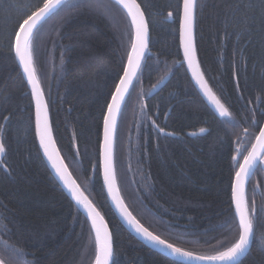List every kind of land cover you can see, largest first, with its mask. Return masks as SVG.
I'll use <instances>...</instances> for the list:
<instances>
[{
  "label": "trees",
  "instance_id": "16d2710c",
  "mask_svg": "<svg viewBox=\"0 0 264 264\" xmlns=\"http://www.w3.org/2000/svg\"><path fill=\"white\" fill-rule=\"evenodd\" d=\"M30 2L0 0V123L6 124L0 132L6 146L5 164L0 166V258L7 241L23 250V264H93L90 225L48 170L35 135L30 91L25 92L21 69L9 52V33L20 15L18 9ZM138 2L149 24V53L147 67L118 122L125 118L128 125L118 165L115 146L119 140L114 145L117 183L122 179L118 189L126 206L146 226L182 233L187 240L199 241L187 247L208 251L231 226V157L246 143L244 125L232 129L221 124L222 118L207 107L181 66L179 20L167 14H175L182 0ZM96 3L104 5L107 0H81L72 14L61 13L49 21L36 42L38 77L50 105L53 139L66 165L72 168L73 158L78 162L77 178L82 182L77 183L108 223L115 264H166L169 258L148 249L116 221L105 198L101 171L94 167L105 100L111 99L109 88L114 91L112 79L124 54L120 34L126 27L120 13L111 12L110 19L103 8L89 7ZM259 3L197 0L198 62L209 87L218 96L222 92V102L231 105L236 121L253 106L257 114L264 107V15ZM237 7L238 19L245 13L256 19H249L250 28L241 24L234 34L230 19ZM5 115L11 117L7 122ZM153 120L174 134L162 136L152 127ZM201 128L208 131L201 133ZM234 133L240 134L241 144ZM248 195L249 201L257 198L258 211L251 248L241 264H264V212L259 211L264 208V172L259 167L247 186Z\"/></svg>",
  "mask_w": 264,
  "mask_h": 264
},
{
  "label": "snow or ice",
  "instance_id": "6c2138e0",
  "mask_svg": "<svg viewBox=\"0 0 264 264\" xmlns=\"http://www.w3.org/2000/svg\"><path fill=\"white\" fill-rule=\"evenodd\" d=\"M80 3L81 0H31L27 6L18 9L20 15L9 33V52L14 54V60L22 70V81H26L25 92L30 91L31 102H34L35 105V135L39 140V146L55 170V175L63 182L64 188L67 189L71 199L75 201V205L83 209L86 221L90 222L89 242L90 245L94 246L93 264H115V261H113V235L105 222L104 216L85 195L82 187L71 179L68 173L69 165L65 164L56 151V144L49 123L50 105L46 99L37 70L36 42L42 29L53 18L60 16L61 13L68 16L78 10ZM9 7L15 6L9 5ZM89 7H94L96 10L103 8L104 12L108 14L113 11L120 13L126 22L125 30L120 34L124 44V54L120 57L117 71L112 79L114 91L111 87L109 88L108 95L111 99L110 101L105 100L103 141L99 144L98 158L94 164L98 172L102 170L104 186L107 187L108 193L112 197L116 208L120 211L123 221L150 248L157 250L165 257L171 258L166 260V264H241V258L248 253L255 235L254 220L258 211L257 204L255 199L249 201L246 185L251 176L255 174L257 167L264 166V124L260 123V120L264 118V107H261L257 114L255 111L256 106H253V109L245 112L242 120L236 121L230 112L231 105L226 106L227 101L222 102V92H220V96L214 93L201 72L193 36L198 7L197 0H182V4L177 5L175 14L171 11L168 12L167 18L171 19L175 15L179 20V48L183 53L181 66L186 63L193 80L199 86L203 95L214 106L218 117L222 118L219 121L221 124L232 129L244 125L243 139L246 143L235 149L238 155L231 157L233 162L231 171L234 172V177L230 175L229 178L231 189L230 209L234 208V212H230L231 226L229 231L216 245L208 251H197L187 247V245L198 244L199 241L187 240L184 234L172 232L169 228L161 229L159 226L154 227L150 223L146 226L140 218L129 211L120 198L116 190L114 170V145L118 122L123 115L127 100L131 96V91L136 87L147 67L146 55L149 49L150 36L146 12L138 0H107V4L96 3L95 5L90 4ZM249 7L252 11H255L256 6L250 4ZM258 7L264 15V0H260ZM238 11L239 8L237 7L230 19L234 34L241 24L244 28H250L252 25L248 23L249 19L253 21L256 19L255 15L249 18L247 13L243 18L238 19L236 16ZM240 30L243 31V29ZM227 35L229 34L226 33ZM153 87H156V85H153ZM237 89L239 90V84H237ZM218 91L220 90L218 89ZM239 99L242 100L243 95ZM143 108L144 105H141L142 110ZM249 113L251 119L248 118ZM10 118V115H5L3 120L7 122ZM5 127V123H0V132H3ZM152 127L164 137L174 134L166 132L165 128L154 120ZM207 131L205 128L200 129L201 133ZM234 134L237 136L236 143L241 144L240 134ZM225 135L227 136L228 133L226 132ZM5 152L6 146L0 140V157ZM77 163L73 158V164ZM4 164L5 161L0 159V166ZM261 171H264V167H261ZM259 211L264 212V208L259 209ZM261 240L264 242V236L261 237ZM4 243L5 255L0 258V264H23L20 259L23 250L8 245L7 241Z\"/></svg>",
  "mask_w": 264,
  "mask_h": 264
},
{
  "label": "water",
  "instance_id": "95a60500",
  "mask_svg": "<svg viewBox=\"0 0 264 264\" xmlns=\"http://www.w3.org/2000/svg\"><path fill=\"white\" fill-rule=\"evenodd\" d=\"M181 4H182V2H181ZM194 27H195V26H194ZM193 36H194V30H193ZM178 37H179V33H178ZM194 43H195V36H194ZM180 51H181V56H182V58H183L182 50L180 49ZM148 53H149V49H148ZM148 53H147V54H148ZM197 59H198V57H197ZM17 64H18V63H17ZM184 67H185V69H187V65H186V63L184 64ZM21 72H22V70H21ZM201 72H202V70H201ZM187 73H188L189 79H191V82H192V84H193V87L195 88L196 91H198V93L200 94L202 100H204V102H205V104L207 105V107H209V109L212 110L213 113L218 117V113H215V108H214V106L211 104L210 101H208L207 97H205V96L203 95V93H202V91L200 90L199 86H198V85L195 83V81L193 80L192 75H191V72H190L188 69H187ZM25 82H26V81H25ZM33 105H34V102H33ZM34 108H35V105H34ZM105 112H106V111H105ZM218 118H219V117H218ZM34 119H35V116H34ZM49 123H50V118H49ZM263 124H264V122H263ZM50 126H51V123H50ZM102 126H103V125H102ZM101 137H102V141H103V129H102ZM37 140H38V138H37ZM53 140H54V142H55V139H53ZM102 141H101V143H102ZM55 144H56V142H55ZM38 145H39V140H38ZM39 149L42 151L43 159H44V161L46 162V165H47L48 170L50 171L51 175L53 176V178L55 179V181L59 184V186H60V188L62 189V191L65 192V194H66L67 197L69 198L70 202H72L73 205H75V201H73V200L71 199L70 195H69L68 192H67V189L64 188L63 182L60 181L59 178L55 175V170L52 168L51 163H50V162L47 160V158L44 156V154H43V150L40 148V146H39ZM56 151H57V152L59 153V155H60V152H59V149L57 148V145H56ZM3 155H4V154H3ZM3 155H2V157H0V159L3 158ZM236 155H238V153H237ZM60 158L62 159L61 155H60ZM258 167H260V169H261V167H264V166H258ZM262 172H264V171H262ZM68 173H69L71 179L74 180V178L71 176L69 170H68ZM100 176H101V179H102L103 190H104V192H105L106 199H107L108 202H109L110 209H111V211H113V212L115 213L117 220L121 223V225H122V227L125 229V231L128 232V233L130 232V234H131V235H132V236H133L138 242H141L142 244H144L148 249L153 250V251H155V252H158L157 250L150 248L149 245H147L145 242H143V241L140 239V237H138L134 232H132V230L128 227V225L123 221V219H122V217H121V215H120V211L116 208L115 204L113 203L112 197H111V196L109 195V193H108L107 187L104 186L102 170H101V172H100ZM252 176H253V175H252ZM252 176H251V178H252ZM251 178H250V179H251ZM249 181H250V180H249ZM249 181H248V182H249ZM248 184H249V183H247V185H246V189H247ZM116 190L118 191V193H119V195H120L119 189H118V187H117V183H116ZM85 195H86V194H85ZM86 196H87V195H86ZM120 198H121V195H120ZM121 199H122V198H121ZM123 201H124V200H123ZM124 204H125V203H124ZM125 206H126V205H125ZM75 207L77 208V210H78V211L84 216V218H85V215H84V213H83V209L80 208V206H78V205H75ZM129 211H130V210H129ZM88 223H89V225H90V222H88ZM106 223H107V222H106ZM107 224H108V223H107ZM93 235H94V234H93ZM252 241H253V240H252ZM251 244H252V242H251ZM251 244H250V246H251ZM250 248H251V247H250ZM249 250H250V249H249ZM158 253H159V252H158ZM159 254H161V253H159ZM161 255H162V254H161ZM167 258H169V257H167ZM242 258H243V257H242ZM242 258H241V259H242ZM169 259H171V258H169Z\"/></svg>",
  "mask_w": 264,
  "mask_h": 264
},
{
  "label": "rangeland",
  "instance_id": "374dc122",
  "mask_svg": "<svg viewBox=\"0 0 264 264\" xmlns=\"http://www.w3.org/2000/svg\"><path fill=\"white\" fill-rule=\"evenodd\" d=\"M108 14V13H107ZM108 16H109V18L111 19V18H113V16L111 15V14H108ZM108 18V19H109ZM112 21H114L113 19H112ZM128 113H129V110H126V114H127V116H128ZM119 125V124H118ZM128 130V125L126 124V121H125V118L122 120V122H121V124L118 126V131H117V134H116V140H115V143H116V141L117 140H119V142H117L116 143V148H115V157H116V163H117V165L120 163V162H118V155L122 152V148H121V143H122V146H123V140H124V137H123V135H124V133L126 132ZM123 149H124V146H123ZM241 160H242V158H241ZM66 161V160H65ZM67 165H68V163H67ZM77 164H73L72 163V168H70V165H69V170L70 171H72V173L73 174H71V175H73L74 176V178H75V180L76 181H78V180H80V179H78L77 178V176H79L80 177V173H78L77 172V166H76ZM122 167H124V163H122ZM101 171V170H100ZM120 173V172H119ZM72 176V177H73ZM117 180V179H116ZM121 180L122 179H119V181H118V183H119V185H120V182H121ZM81 182H82V180H80ZM79 182V181H78ZM118 183H117V185H118ZM252 183L254 184V186H255V184L256 183H254L253 181H252ZM79 184V183H78ZM123 184H124V186H125V182L123 181ZM123 186V187H124ZM260 189V188H259ZM128 192H130V189H128L127 190ZM252 194V193H251ZM254 194V193H253ZM90 195V194H89ZM255 195V194H254ZM122 197V196H121ZM248 197H249V195H248ZM105 198H106V196H105ZM107 200V199H106ZM131 200H133L132 198H131ZM255 200H257V198L255 199ZM108 204H109V202H108ZM262 204H264V199H263V201H262ZM110 207V206H109ZM113 212V211H112ZM113 214H114V217L116 218V215H115V213L113 212ZM116 221H118L117 220V218H116ZM121 224V223H120Z\"/></svg>",
  "mask_w": 264,
  "mask_h": 264
},
{
  "label": "bare ground",
  "instance_id": "6f19581e",
  "mask_svg": "<svg viewBox=\"0 0 264 264\" xmlns=\"http://www.w3.org/2000/svg\"><path fill=\"white\" fill-rule=\"evenodd\" d=\"M251 180V179H250Z\"/></svg>",
  "mask_w": 264,
  "mask_h": 264
}]
</instances>
